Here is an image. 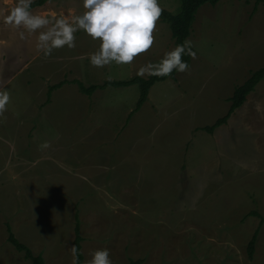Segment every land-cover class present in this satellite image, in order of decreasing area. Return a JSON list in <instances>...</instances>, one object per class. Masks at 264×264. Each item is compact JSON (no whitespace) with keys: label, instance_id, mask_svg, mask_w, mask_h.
Masks as SVG:
<instances>
[{"label":"rangeland","instance_id":"1","mask_svg":"<svg viewBox=\"0 0 264 264\" xmlns=\"http://www.w3.org/2000/svg\"><path fill=\"white\" fill-rule=\"evenodd\" d=\"M48 3L32 13L83 12L82 0ZM159 3L174 14L182 6ZM42 30L0 28L4 51L14 52L0 57V74L23 70L6 90L16 106L0 119V264H33L8 241V225L46 264H72L77 217L84 264L97 249L112 264H264V223L248 216L264 217V79L226 124L204 130L264 67V5L204 4L187 39L189 68L155 83L139 110L138 83L88 96L75 81L149 78L137 70L158 65L169 41L176 48L167 22L158 19L153 46L132 63L103 68L88 59L99 40L79 31L74 48L45 57L36 47ZM62 81L48 101L49 86Z\"/></svg>","mask_w":264,"mask_h":264},{"label":"clouds","instance_id":"2","mask_svg":"<svg viewBox=\"0 0 264 264\" xmlns=\"http://www.w3.org/2000/svg\"><path fill=\"white\" fill-rule=\"evenodd\" d=\"M33 0H17L4 23L23 28L29 33L39 31L37 49L47 57L55 49L76 46V33L83 31L93 40H99V49L88 59L91 66L103 68L107 65L130 64L141 53L154 44L156 23L161 16L159 0H82L84 11L68 19L64 16L37 15L30 10ZM23 36V33H21ZM190 42L185 41L165 54L158 65H145L137 75L168 76L173 71L185 72L188 64L184 55L190 52ZM7 91H0V119L4 117L9 102ZM72 264H79L78 249H70ZM86 264H112L107 249L91 253Z\"/></svg>","mask_w":264,"mask_h":264},{"label":"trees","instance_id":"3","mask_svg":"<svg viewBox=\"0 0 264 264\" xmlns=\"http://www.w3.org/2000/svg\"><path fill=\"white\" fill-rule=\"evenodd\" d=\"M49 0H33V3L31 5V9L40 7L45 5ZM222 0H181L182 6L180 12L177 14H174L170 12L169 10L162 8V13L159 19H161L163 22H167L170 25V28L172 30L173 36L176 41V45H181L185 41H187L188 37L191 35L192 26L196 19L197 12L204 4H210V5H216ZM248 1H254L255 6H258L260 4L264 5V0H248ZM190 47V52H191ZM183 60L187 62L188 67L191 63V55H184ZM178 72L173 71L168 76H159V75H151L149 78L144 79L142 77H133L129 80L124 81H109L102 85H90L86 86L83 82L76 80L75 83L79 85L80 91L87 95H92L98 88H105L109 85L113 86H128L132 84L138 83L141 88V95L137 102L136 110H139L143 103L147 100L149 90L150 88L157 82V81H163L167 78H176ZM264 79V67L259 68L255 71H253L250 75V77L241 85L237 86L233 92V95L231 96V106L228 110V112L218 118L216 122L211 126L204 127V130H206L209 133H214L217 127L226 124L229 120V118L232 116V114L240 108L245 101L248 98V95L255 90L256 86L259 84L261 80ZM65 84V81L59 82L57 84H53L49 86V97L48 101L51 98L52 92L61 87ZM249 215H256L261 217V223H264V217L260 215L257 211H252L248 214ZM8 229V241L18 250L25 253V257L32 261L33 264H46V261L43 257V255L38 254L35 255L30 247L23 244L13 233L10 225L7 227ZM76 232V238L74 240V246L78 249V255H79V264H84L85 257L82 253V240L83 237L81 236L80 232V222L77 217V225L75 228ZM258 232L257 230L255 234L253 235L251 241L248 245V255L250 258H253L254 251H255V245L256 241L258 239ZM142 259L137 260H131L130 264H141Z\"/></svg>","mask_w":264,"mask_h":264},{"label":"crops","instance_id":"4","mask_svg":"<svg viewBox=\"0 0 264 264\" xmlns=\"http://www.w3.org/2000/svg\"><path fill=\"white\" fill-rule=\"evenodd\" d=\"M16 4H17V0H0V12L3 14V16H2V18H1V20H0V28H2V27H5V26H9L8 24H5L4 23V20H5V17L9 14V12H10V10L13 8V7H15L16 6ZM49 3L47 2L45 5H43V6H40V7H37V8H39V12L40 13H44L46 10H48L47 8H45L46 7V5H48ZM82 7V6H81ZM83 8V7H82ZM81 8V9H82ZM163 8V7H162ZM46 9V10H45ZM31 10H34V8L33 9H31ZM82 11H84V9H82ZM34 13V12H33ZM61 15V16H64V17H66L67 18V16L68 15H70V13L68 12V11H66V10H63V11H57V10H52V15ZM15 28V27H14ZM172 31V30H171ZM172 36H173V33H172ZM173 38H174V36H173ZM7 40H6V34H0V57L4 54V49H3V46L2 45H5V44H7ZM174 43H175V46L177 47V45H176V41H175V38H174ZM170 47H172V49H171V51L173 50V46H172V42L171 41H169V47L168 48H170ZM6 53V55H8V56H10L11 54H13L14 52H5ZM34 58V57H33ZM24 66V64L22 65V67ZM190 66V65H189ZM5 67V66H4ZM25 67H26V65H25ZM189 68V67H188ZM20 70V72H22L23 70L22 69H17L16 71H15V73H12V74H10V75H8V72H6L7 71V68H5V69H3V71H2V73L0 74V76H2L4 79H3V81L1 82V80H0V91H6L9 87V85H14V82H15V79H14V77L18 74V71ZM4 72H5V74H4ZM179 73V72H178ZM177 73V74H178ZM4 74V75H3ZM18 76V75H17ZM16 76V77H17ZM15 77V78H16ZM134 77H139V76H134ZM133 78V77H132ZM167 79H169V78H167ZM166 79V80H167ZM171 79V78H170ZM177 79V75H176V78L174 79V78H172V80H176ZM157 82H161V81H157ZM156 82V83H157ZM155 85V84H154ZM153 85V86H154ZM152 86V87H153ZM151 87V88H152ZM151 88H150V90H151ZM150 90H149V93H150ZM11 90H9V97H10V99H9V102H8V104L7 105H9V109H11V108H14V106H16V105H12V103H13V101H14V97H13V94H11V92H10ZM234 92V91H233ZM11 95V96H10ZM87 95V94H86ZM233 95V94H232ZM88 96H90V95H88ZM149 96V95H148ZM147 100H148V98H147ZM146 100V101H147ZM145 101V102H146ZM149 101V100H148ZM144 102V103H145ZM143 103V104H144ZM231 106V105H230ZM142 107V106H141ZM229 110V109H228ZM228 112V111H227ZM8 113H9V110H8ZM215 132V131H214ZM42 255V254H41ZM25 257V256H24ZM26 258V257H25ZM26 260H29V259H27L26 258ZM11 261V260H10ZM10 264H13V262H10Z\"/></svg>","mask_w":264,"mask_h":264}]
</instances>
